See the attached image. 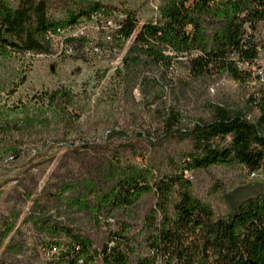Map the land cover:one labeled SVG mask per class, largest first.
<instances>
[{"label": "trees", "instance_id": "1", "mask_svg": "<svg viewBox=\"0 0 264 264\" xmlns=\"http://www.w3.org/2000/svg\"><path fill=\"white\" fill-rule=\"evenodd\" d=\"M53 7L52 0H0V56L49 54L52 35L96 18L105 23L111 42L123 47L131 40L123 58L129 75L151 65L170 70L174 61L186 57L189 76L225 74L244 87L257 83L248 98V106L256 110L253 116L221 104H212L208 117L188 125L173 109L164 114L159 133L155 140L149 136V142L157 149L176 140L187 148L165 153L157 162L132 161L127 153L142 155L140 145L123 130L71 146L77 156L99 152L89 174L44 189L33 200L51 210L66 191L77 189L68 202L86 211L91 229L74 221L42 219L39 227L55 240L49 242L55 252L46 264H264V190L220 213L196 193L192 179L198 170L237 164L264 180V69L250 71L260 58L257 34L264 25V0H166L142 23L135 9L101 0H62V16ZM88 41L86 35L64 38L76 53ZM41 99L69 143L80 119L74 93L60 87L43 91ZM0 126L6 131L25 128L20 121L2 118ZM135 137L142 139V134ZM23 151L20 147L13 154ZM146 197L151 202L140 213ZM14 216L11 211L4 217L2 237L14 229Z\"/></svg>", "mask_w": 264, "mask_h": 264}, {"label": "rangeland", "instance_id": "2", "mask_svg": "<svg viewBox=\"0 0 264 264\" xmlns=\"http://www.w3.org/2000/svg\"><path fill=\"white\" fill-rule=\"evenodd\" d=\"M52 1L53 12L62 16V0ZM101 1L135 9L142 23L154 17L166 0ZM103 25L95 18L56 35L49 54L0 56V118L25 124L21 132L0 126V229L4 217L11 211L15 214L14 229L7 236L0 235V264H46L52 260L55 250L49 242L55 240L39 227L44 218L74 221L91 229L86 211L68 202L78 194L77 189L66 191L51 210L33 200L44 189H56L64 181L89 174V165L99 152L83 151L77 156L71 146L85 140L99 141L113 129L123 130L140 145L142 155L127 153L132 161L157 162L165 153L187 148L186 143L176 140H166L157 149L149 142V136L155 140L164 114L171 109L179 112L187 125L208 117L212 104L245 109L249 116L256 114L248 106L249 91L256 80L244 87L225 74L189 76L186 57L174 61L170 70L151 65L127 74L123 58L131 40L123 47L116 45L106 36L108 30ZM68 35L88 37L82 52L66 47L64 38ZM257 39L262 46L260 58L250 66L253 74L264 69V25ZM60 87L74 93L80 114L76 128L68 132L69 143L63 139L54 112L41 99L43 91ZM136 134H142V139L137 140ZM20 147L24 151L15 156L13 150ZM192 179L196 193L220 213L234 210L246 195L264 190V180L251 178L248 169L237 164L198 170ZM29 193H33L32 198ZM150 202L149 197L144 199L138 207L140 213Z\"/></svg>", "mask_w": 264, "mask_h": 264}, {"label": "built area", "instance_id": "3", "mask_svg": "<svg viewBox=\"0 0 264 264\" xmlns=\"http://www.w3.org/2000/svg\"><path fill=\"white\" fill-rule=\"evenodd\" d=\"M63 32H64V31H61L60 33H63ZM60 33H59V34H60ZM55 36H56V35H52V40L55 39ZM70 49H71V48H70ZM250 176H251V178H262L263 175H261L260 173L254 171V172H251V173H250Z\"/></svg>", "mask_w": 264, "mask_h": 264}]
</instances>
